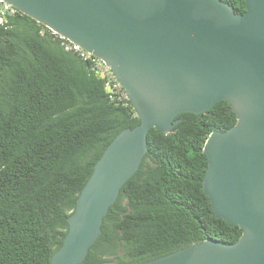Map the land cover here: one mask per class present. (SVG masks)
<instances>
[{"label": "trees", "instance_id": "trees-1", "mask_svg": "<svg viewBox=\"0 0 264 264\" xmlns=\"http://www.w3.org/2000/svg\"><path fill=\"white\" fill-rule=\"evenodd\" d=\"M235 12L244 0H222ZM18 12L0 24V264H50L94 163L139 124L129 99L111 100L90 62ZM150 128L138 169L120 188L81 264H139L207 239L242 234L214 215L203 191L204 143L236 123L221 100Z\"/></svg>", "mask_w": 264, "mask_h": 264}, {"label": "water", "instance_id": "water-1", "mask_svg": "<svg viewBox=\"0 0 264 264\" xmlns=\"http://www.w3.org/2000/svg\"><path fill=\"white\" fill-rule=\"evenodd\" d=\"M111 68L139 124L106 146L76 198L50 264H81L150 128L168 133L181 112L225 100L236 115L207 137L203 191L214 215L242 229L139 264H264V0L237 13L222 0H4Z\"/></svg>", "mask_w": 264, "mask_h": 264}, {"label": "built area", "instance_id": "built-area-1", "mask_svg": "<svg viewBox=\"0 0 264 264\" xmlns=\"http://www.w3.org/2000/svg\"><path fill=\"white\" fill-rule=\"evenodd\" d=\"M18 12L20 11L14 5L4 0H0V24H2L7 17L14 16ZM51 31L55 33L53 30ZM58 36L64 39L62 44L66 50L75 52L80 58L90 62V67L94 70L95 74L104 80L105 88L111 100L124 101L128 99L127 93L121 86L115 74L102 58L93 55L89 51L80 47L77 43L63 37L62 35L58 34Z\"/></svg>", "mask_w": 264, "mask_h": 264}]
</instances>
